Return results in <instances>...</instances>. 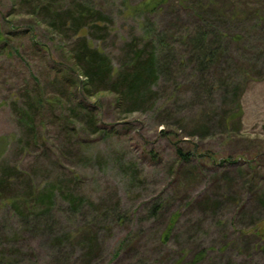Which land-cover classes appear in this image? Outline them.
<instances>
[{"label":"rangeland","instance_id":"374dc122","mask_svg":"<svg viewBox=\"0 0 264 264\" xmlns=\"http://www.w3.org/2000/svg\"><path fill=\"white\" fill-rule=\"evenodd\" d=\"M146 1L0 0V264H264V0ZM145 28L169 71L134 109L86 68L93 50L149 56ZM41 188L52 212L22 223L14 205Z\"/></svg>","mask_w":264,"mask_h":264},{"label":"trees","instance_id":"16d2710c","mask_svg":"<svg viewBox=\"0 0 264 264\" xmlns=\"http://www.w3.org/2000/svg\"><path fill=\"white\" fill-rule=\"evenodd\" d=\"M154 4L152 5V0H148L143 3V7L148 8L151 5L152 7H156L154 6ZM205 34V32L198 30L195 38L192 39L191 36H187L188 40L192 44V53L189 58L197 64V68L198 66L200 68H204L206 66V63L210 64L214 58V53L211 47L207 43L205 45L201 42L205 39ZM143 38L148 42H151L155 47V49L149 56H143L142 52L133 59L132 63L128 65V67L125 68L124 66L123 68H120L119 66H114L109 60H104V56H102L103 53L97 50H93V52L89 54L88 67L86 68L88 69V71H86L91 75L92 80L93 77L95 78V80L99 81H103V79L112 77L115 84L121 88L120 91L122 92V97L124 103L126 104L125 106L134 107V109L140 107L138 104L144 101L146 97V89L155 94V96L146 100L147 103L153 106L154 100L157 96V90L155 89V91H153L152 85L157 83L158 80H161L164 75L168 74L167 72L169 71L170 50L165 40L160 37V35L155 36L154 33L147 28L143 30ZM149 79L153 80L152 84H148ZM113 87V90L116 91V86ZM151 92H149L148 94H150ZM116 100L120 102V97L117 96ZM231 121H233V119H231L230 122ZM95 128L96 133H103L106 127H101L100 125L96 124ZM174 156L177 162H179V165L187 162L194 163V160L196 159L195 154L189 151H185L181 148L175 149ZM34 192L35 198L30 197L28 199H21L19 201L21 202L20 205L19 203L14 205V208L17 211L16 212L13 209L15 215L20 217L22 223L24 224L28 222V217L29 215H31L30 209L32 211L38 210L39 215L45 217L48 215V213L52 212L53 206L55 205L54 199L59 198V196L56 195L55 191H45L41 188L36 189V191L34 190ZM69 197L71 213L79 212V205H81L80 199L77 197H75L76 199L71 198V196ZM24 206H26V208L23 211V209L21 208H23ZM161 207L162 205L159 206V209H161ZM156 208L158 209V205H156ZM179 213V211L174 212L172 214V217H170V223L162 234L163 241H167L169 239L174 224L179 217ZM37 218H39V216H37ZM116 219H121V217L117 215ZM201 258L202 255L200 254V252H198L192 258L189 257V253L188 257H184V259H186V264H197L201 260ZM177 264H181V261Z\"/></svg>","mask_w":264,"mask_h":264}]
</instances>
